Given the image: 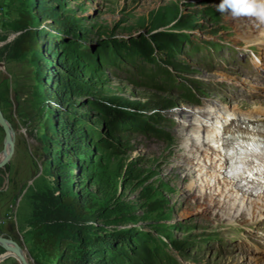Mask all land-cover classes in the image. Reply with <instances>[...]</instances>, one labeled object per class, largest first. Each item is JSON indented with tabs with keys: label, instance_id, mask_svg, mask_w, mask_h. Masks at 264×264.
<instances>
[{
	"label": "rangeland",
	"instance_id": "1",
	"mask_svg": "<svg viewBox=\"0 0 264 264\" xmlns=\"http://www.w3.org/2000/svg\"><path fill=\"white\" fill-rule=\"evenodd\" d=\"M42 2L0 0V109L14 135L0 169V236L30 264H57L61 241H71L77 264H133L139 242L178 264H264V230L245 221L248 213L217 211L205 194L209 177L198 175L207 111L264 108V84L242 78L241 59L224 45H249L247 19L218 12L221 0ZM43 6H51L46 22L35 14ZM159 33L183 38L181 51L171 56L153 39ZM29 38L42 50L24 53ZM185 38L224 49L204 52L211 67L190 57ZM142 40L159 47L167 73L150 82L165 89L128 68L122 46ZM106 107L117 111L118 130ZM60 124L70 133L54 140ZM4 147L0 126V154ZM0 264L22 263L0 245Z\"/></svg>",
	"mask_w": 264,
	"mask_h": 264
},
{
	"label": "bare ground",
	"instance_id": "2",
	"mask_svg": "<svg viewBox=\"0 0 264 264\" xmlns=\"http://www.w3.org/2000/svg\"><path fill=\"white\" fill-rule=\"evenodd\" d=\"M246 19L250 20L249 18ZM257 28L259 33H263L261 35H264V26ZM258 105L259 104H257V106ZM223 112L224 113H221L223 116L220 120H218L217 117H214L216 121L212 122L213 119L209 118V121L212 120L210 121L211 123L206 122V125L204 124V127L206 128H203L200 133V135L203 134L201 135L203 137L202 139H206H201L202 144H198L200 157L204 162V165H198V175L203 177L205 174V178L207 179L209 177V183L204 187L205 194L206 190L209 191V195L211 196L210 202L214 205L217 211L224 212L226 216L231 217L241 213L240 217H245L243 216V213L245 212L252 215L253 219L262 217L264 216V196H252L247 192L236 190L235 183L223 176V164L220 159V151H222L221 144L224 141L223 133L234 135V133L230 131L232 126L237 130H248L249 126L252 125L255 126L254 128L264 131V108L261 106L252 108L249 111H242L241 107L237 105L231 109L225 108ZM195 114L196 113L194 112V115ZM11 136L14 137L12 130ZM5 146L6 150L0 154V162L11 150L10 143H6ZM203 171L204 173H202ZM5 247H7L9 256L16 255L19 258V253H17L16 247L13 243L8 242ZM19 250L24 256V252H22L20 248ZM257 263L259 262H253V264Z\"/></svg>",
	"mask_w": 264,
	"mask_h": 264
},
{
	"label": "trees",
	"instance_id": "3",
	"mask_svg": "<svg viewBox=\"0 0 264 264\" xmlns=\"http://www.w3.org/2000/svg\"><path fill=\"white\" fill-rule=\"evenodd\" d=\"M46 0H43L42 3H45ZM51 6H43L36 9L35 14L36 16L40 17V19L43 22L48 21L52 16H50V13L48 12L49 8ZM37 39L40 38L41 41H44L43 35H37ZM153 39L156 40L160 46L167 50L168 53L172 55L177 54V52L181 51L183 38H180L178 35H165V34H156L153 36ZM182 39V40H181ZM185 45L190 46L191 48L189 50L190 53H194L198 51V47L194 46V44L189 40L188 38H185ZM154 45V44H153ZM157 46V45H156ZM155 47L152 48L149 42L146 40H142V42H130L128 45H123L124 51L126 53V56L124 57L126 59V62L129 67V70L135 71L137 73H142L146 80H144V83L149 84L151 87H157L159 89H162L163 87L158 85L155 81L150 82L153 78L158 76L160 73H167V70L162 67L163 65L160 64V61L156 58V54L158 52V48ZM42 44L38 43L36 39H28L26 45L23 47V52L28 53L30 52L31 48L41 51L42 50ZM118 51V49H117ZM116 51V52H117ZM115 52V53H116ZM119 53V52H118ZM107 52L105 53V56L113 58L112 56H109ZM118 55V54H117ZM113 60V59H112ZM138 61V62H136ZM162 61V60H161ZM163 62V61H162ZM164 63V62H163ZM44 65V64H43ZM46 65V64H45ZM48 66V65H46ZM152 66V67H151ZM127 67V66H126ZM51 82V81H50ZM133 82L138 83V81L134 80ZM164 89V88H163ZM67 91L65 88L63 90H60L57 95L53 96V99L61 98L65 95ZM189 100H194L192 96L188 95L186 96ZM105 113L108 115L109 124L112 128L115 130H118L117 128V120L115 116H117V111L110 107L104 108ZM120 115V114H119ZM51 121L55 122V117H51ZM61 129L57 131L56 133L50 132V135H53V139L57 140L63 136L69 135V130L65 129L64 124H60ZM153 131V130H152ZM154 132V131H153ZM51 148L56 151L61 149L60 145L55 144L54 142L51 143ZM66 203L69 205L75 204L73 199H67ZM76 210H80L79 204H76L75 206ZM161 244V242L159 241ZM172 245L174 246L175 250H178L180 253L185 252L187 250V244L184 242H172ZM73 245L71 241H61L60 245L58 247L59 254L57 257V264H77V259L75 258V254L73 250ZM122 251L124 253H127L126 250L124 251V246L122 243ZM157 245L156 248L153 246H150L147 242H139L138 247L134 251V255L132 256L133 264H178L177 260L172 255L163 254L162 250L161 252H158ZM129 257V255H127Z\"/></svg>",
	"mask_w": 264,
	"mask_h": 264
},
{
	"label": "clouds",
	"instance_id": "4",
	"mask_svg": "<svg viewBox=\"0 0 264 264\" xmlns=\"http://www.w3.org/2000/svg\"><path fill=\"white\" fill-rule=\"evenodd\" d=\"M217 11L233 19L249 18L256 27L264 26V0H221Z\"/></svg>",
	"mask_w": 264,
	"mask_h": 264
},
{
	"label": "water",
	"instance_id": "5",
	"mask_svg": "<svg viewBox=\"0 0 264 264\" xmlns=\"http://www.w3.org/2000/svg\"><path fill=\"white\" fill-rule=\"evenodd\" d=\"M0 126L2 127L4 133H5V144L10 143L11 144V150L7 154V156L0 162V169L4 168L8 162L11 160L14 152V140L13 137L11 136V129H10V124L8 121L5 119L3 112L0 109ZM6 150V146L4 147V151ZM13 243L10 241H7L3 237L0 236V245L4 247L5 250H7L6 244L7 243ZM16 247L17 253H19V259L21 260L22 264H30L29 261L25 256H23L20 253L19 246L16 243H13Z\"/></svg>",
	"mask_w": 264,
	"mask_h": 264
},
{
	"label": "snow or ice",
	"instance_id": "6",
	"mask_svg": "<svg viewBox=\"0 0 264 264\" xmlns=\"http://www.w3.org/2000/svg\"><path fill=\"white\" fill-rule=\"evenodd\" d=\"M251 151H253V152H257V153H259V154H261V155H264V143H261V144H259L258 146H256V147H253V146H251V145H249V146H247Z\"/></svg>",
	"mask_w": 264,
	"mask_h": 264
}]
</instances>
